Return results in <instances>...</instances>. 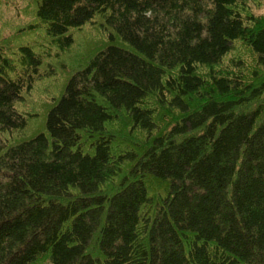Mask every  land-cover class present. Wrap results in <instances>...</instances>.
<instances>
[{
    "label": "trees",
    "instance_id": "16d2710c",
    "mask_svg": "<svg viewBox=\"0 0 264 264\" xmlns=\"http://www.w3.org/2000/svg\"><path fill=\"white\" fill-rule=\"evenodd\" d=\"M21 1L0 23V264H264L251 0ZM238 44L253 63L223 66Z\"/></svg>",
    "mask_w": 264,
    "mask_h": 264
},
{
    "label": "rangeland",
    "instance_id": "374dc122",
    "mask_svg": "<svg viewBox=\"0 0 264 264\" xmlns=\"http://www.w3.org/2000/svg\"><path fill=\"white\" fill-rule=\"evenodd\" d=\"M13 2H16L19 8L23 6L22 5L23 2L22 1L20 2V0H0V23L3 20H8L7 24H9L10 21L12 20L10 10H12ZM249 4L251 6V11L255 15H264V0H251ZM87 32L91 33L92 36L94 35L96 37H99L97 30L95 28L90 27L83 31L82 35L78 37L77 41L79 42V39L81 40V38L84 41H87V38H86ZM101 40L102 39H100L99 42H101ZM103 44H104V41H103ZM239 57L249 67L253 63V60H254L252 54L248 50L244 49L240 44H238L234 47L233 51L230 54H228L226 58H224L222 65L228 67L231 59H237ZM56 75H59V74L55 73V76ZM32 100L35 104H38V105L42 104V100H40V97L38 94H36Z\"/></svg>",
    "mask_w": 264,
    "mask_h": 264
}]
</instances>
